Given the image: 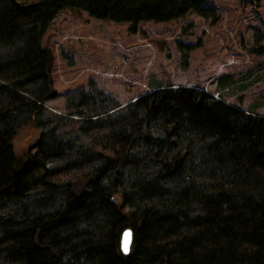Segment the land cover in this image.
I'll use <instances>...</instances> for the list:
<instances>
[{
    "label": "trees",
    "instance_id": "16d2710c",
    "mask_svg": "<svg viewBox=\"0 0 264 264\" xmlns=\"http://www.w3.org/2000/svg\"><path fill=\"white\" fill-rule=\"evenodd\" d=\"M207 1L0 0V264H264V116L172 85L112 109L89 93L75 110L46 106L42 40L60 10L135 31L216 17ZM29 123L38 139L21 160L12 141Z\"/></svg>",
    "mask_w": 264,
    "mask_h": 264
},
{
    "label": "rangeland",
    "instance_id": "374dc122",
    "mask_svg": "<svg viewBox=\"0 0 264 264\" xmlns=\"http://www.w3.org/2000/svg\"><path fill=\"white\" fill-rule=\"evenodd\" d=\"M207 4L216 17L188 12L176 20L140 22L135 31L130 22L60 10L42 40L52 52L57 93L46 106L64 113L72 100L75 110L80 94L89 93L87 106L112 109L172 85L206 90L264 116V0ZM37 139L32 123L20 128L12 141L15 156L23 160Z\"/></svg>",
    "mask_w": 264,
    "mask_h": 264
},
{
    "label": "water",
    "instance_id": "95a60500",
    "mask_svg": "<svg viewBox=\"0 0 264 264\" xmlns=\"http://www.w3.org/2000/svg\"><path fill=\"white\" fill-rule=\"evenodd\" d=\"M132 242V231L131 229H125L120 238V248L123 254H128L130 252ZM125 244L127 245V251H125Z\"/></svg>",
    "mask_w": 264,
    "mask_h": 264
},
{
    "label": "snow or ice",
    "instance_id": "6c2138e0",
    "mask_svg": "<svg viewBox=\"0 0 264 264\" xmlns=\"http://www.w3.org/2000/svg\"><path fill=\"white\" fill-rule=\"evenodd\" d=\"M125 251H127V245L125 244Z\"/></svg>",
    "mask_w": 264,
    "mask_h": 264
}]
</instances>
